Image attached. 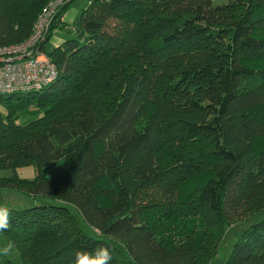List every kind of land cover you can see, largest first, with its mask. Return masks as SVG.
I'll use <instances>...</instances> for the list:
<instances>
[{
    "label": "trees",
    "instance_id": "1",
    "mask_svg": "<svg viewBox=\"0 0 264 264\" xmlns=\"http://www.w3.org/2000/svg\"><path fill=\"white\" fill-rule=\"evenodd\" d=\"M47 1L0 0V44L25 39ZM74 1L44 43L55 77L0 93V169H14L0 189L69 202L96 231L40 202L0 205V236L22 264L101 245L111 264H219L226 227L264 209V0H88L47 50ZM223 264H264V217Z\"/></svg>",
    "mask_w": 264,
    "mask_h": 264
},
{
    "label": "built area",
    "instance_id": "2",
    "mask_svg": "<svg viewBox=\"0 0 264 264\" xmlns=\"http://www.w3.org/2000/svg\"><path fill=\"white\" fill-rule=\"evenodd\" d=\"M67 0H48L35 18L28 36L0 44V93L39 89L56 75L44 48L51 22Z\"/></svg>",
    "mask_w": 264,
    "mask_h": 264
},
{
    "label": "rangeland",
    "instance_id": "3",
    "mask_svg": "<svg viewBox=\"0 0 264 264\" xmlns=\"http://www.w3.org/2000/svg\"><path fill=\"white\" fill-rule=\"evenodd\" d=\"M88 0H75L69 8L66 10V21L67 23L64 25V27H58L54 30L53 34L49 38V40L46 43V49L49 50L52 46L58 44L60 41L64 40L65 38L71 36L74 33V26L77 23V20L79 18L81 7L87 2ZM38 113L35 112H24L19 115L17 121L20 123H25L29 121L30 119L34 118ZM55 169V166L52 164H47L45 166V173L50 174ZM16 173L20 177H27L31 178L35 175V169L33 165L27 164L23 166H18L15 168ZM14 172V169L10 167H6L3 169H0V176H8L11 175ZM40 202L45 203H52V204H62L66 205L77 217L79 224L81 227L87 231L88 233L95 234L96 229L89 224L86 223V221L83 219L80 211L71 203L66 202L62 199H53L48 198L45 196H36L33 197L30 194L15 190V189H8V188H1L0 189V205H7V206H13V207H26L31 206ZM262 217H264V209L248 215L244 217L241 220H238L234 222L233 224L226 227V230L222 236L221 244L219 246V249L214 257L215 261L219 264H223L226 260L227 256L229 255L232 245L237 238V236L250 224L260 220ZM4 238V237H0ZM4 240V239H3ZM10 261L12 264H22L21 257L19 255L15 256L14 258H11Z\"/></svg>",
    "mask_w": 264,
    "mask_h": 264
},
{
    "label": "clouds",
    "instance_id": "4",
    "mask_svg": "<svg viewBox=\"0 0 264 264\" xmlns=\"http://www.w3.org/2000/svg\"><path fill=\"white\" fill-rule=\"evenodd\" d=\"M10 210L7 206H0V233L10 229ZM114 250V249H113ZM109 247L97 246L92 251L76 250L68 264H111L112 251ZM18 255L16 244L12 240L0 243V257L11 259Z\"/></svg>",
    "mask_w": 264,
    "mask_h": 264
},
{
    "label": "crops",
    "instance_id": "5",
    "mask_svg": "<svg viewBox=\"0 0 264 264\" xmlns=\"http://www.w3.org/2000/svg\"><path fill=\"white\" fill-rule=\"evenodd\" d=\"M62 19L67 23V21H66V11L64 12V14H63V16H62ZM74 28V27H73ZM61 42V41H60ZM59 42V43H60ZM57 45V44H56ZM1 237V236H0ZM4 242H6L5 240H3V238H0V243H4ZM8 260H10V259H6V258H2V257H0V263L1 264H8Z\"/></svg>",
    "mask_w": 264,
    "mask_h": 264
}]
</instances>
